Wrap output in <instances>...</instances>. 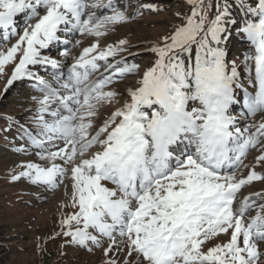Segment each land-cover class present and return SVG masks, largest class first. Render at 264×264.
<instances>
[{"label":"snow or ice","instance_id":"snow-or-ice-1","mask_svg":"<svg viewBox=\"0 0 264 264\" xmlns=\"http://www.w3.org/2000/svg\"><path fill=\"white\" fill-rule=\"evenodd\" d=\"M187 3L184 24L153 45L152 66L93 134L99 108L119 95L112 86L139 72L127 40L100 46L128 22V6L0 0V42L16 38L0 50V74L11 65L7 86L27 81L39 94L34 130L19 125L28 147L16 151L30 147L47 162H26L12 179L54 191L70 172L77 210L61 218L59 235L102 249L103 264H264V192L239 195L264 181L244 164L255 150L264 167V119L249 121L264 114V0H216L210 20L211 0ZM232 28L250 46L242 64L252 91L227 60ZM52 48L63 59L47 54ZM220 235L229 238L205 248Z\"/></svg>","mask_w":264,"mask_h":264},{"label":"rangeland","instance_id":"rangeland-1","mask_svg":"<svg viewBox=\"0 0 264 264\" xmlns=\"http://www.w3.org/2000/svg\"><path fill=\"white\" fill-rule=\"evenodd\" d=\"M120 2L128 6L123 10L130 19L127 23L114 26L106 36L101 37L100 46L116 44L120 39L127 40L130 52L134 54L128 56V60L130 63L138 64L140 68L137 74L112 86L119 95L113 103L99 108L93 121L91 130L93 134L113 111L129 99L128 88L136 85L143 71L152 66L155 56L150 49L153 45L160 42L163 37L170 36L176 27L183 25L192 10L187 0H120ZM204 2L207 5L209 0ZM211 3L213 7L208 12L209 20L215 15L216 0H211ZM146 6H153L156 11ZM23 28L24 23L21 20L19 31L22 32ZM231 32L230 42L227 45V60L229 63L236 61L245 87L252 91L242 64L244 55L249 52V43L237 35L235 28H232ZM15 39L13 38L7 45L0 42V50H6ZM92 40V37L83 38L82 46H89ZM52 50L51 55L60 58L58 49L52 48ZM73 54L76 52L74 51ZM11 71V65H6L4 73L0 74V228L4 233L5 242L7 240L15 244L10 249L9 258L0 264H103L102 249L88 252L69 246L65 244L67 238L59 235L61 218L77 210L71 207L70 172L54 191L33 185L23 177L18 180L12 179L13 175H19L23 170L22 165L26 162L32 161L42 166H47V162L36 157L35 150L30 147L31 154L16 151L21 145L28 147L25 141L19 139V125L34 130L31 118L34 115L35 102L32 97L39 94L27 81H16L13 85L7 86ZM238 113L239 108H237ZM261 119H264V114L257 113L256 116L249 117L250 122ZM258 154L253 150L245 158L244 164L252 165L255 171L262 172L264 167L255 165V157ZM248 170L241 168L238 175L246 176ZM108 186L111 187L110 184ZM255 192H264V181H254L239 195L242 199L244 195ZM251 214L254 215L255 212ZM228 238L227 235H220L207 242L205 248L226 242ZM104 246L107 244L105 243Z\"/></svg>","mask_w":264,"mask_h":264},{"label":"trees","instance_id":"trees-1","mask_svg":"<svg viewBox=\"0 0 264 264\" xmlns=\"http://www.w3.org/2000/svg\"><path fill=\"white\" fill-rule=\"evenodd\" d=\"M231 1V0H230ZM237 17L236 18H239L241 19V17L239 15H236ZM4 233H2V230L0 228V263L2 262H5L7 260L8 257V254H10V249L13 247V244H15L14 242L11 243V242H5V239L4 236H3Z\"/></svg>","mask_w":264,"mask_h":264},{"label":"bare ground","instance_id":"bare-ground-1","mask_svg":"<svg viewBox=\"0 0 264 264\" xmlns=\"http://www.w3.org/2000/svg\"><path fill=\"white\" fill-rule=\"evenodd\" d=\"M52 51H53V50L51 49V50H50V52H49V53H47V54H50V55H51Z\"/></svg>","mask_w":264,"mask_h":264}]
</instances>
